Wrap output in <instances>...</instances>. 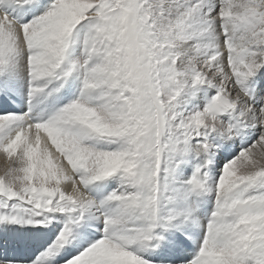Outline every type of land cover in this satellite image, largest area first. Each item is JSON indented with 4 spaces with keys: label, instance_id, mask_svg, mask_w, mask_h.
Segmentation results:
<instances>
[{
    "label": "snow or ice",
    "instance_id": "snow-or-ice-1",
    "mask_svg": "<svg viewBox=\"0 0 264 264\" xmlns=\"http://www.w3.org/2000/svg\"><path fill=\"white\" fill-rule=\"evenodd\" d=\"M0 264H264V0H0Z\"/></svg>",
    "mask_w": 264,
    "mask_h": 264
}]
</instances>
